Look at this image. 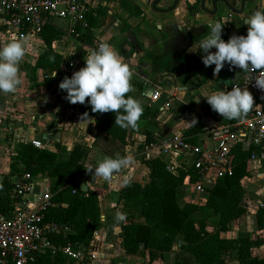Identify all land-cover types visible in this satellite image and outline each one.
I'll list each match as a JSON object with an SVG mask.
<instances>
[{"label":"trees","instance_id":"16d2710c","mask_svg":"<svg viewBox=\"0 0 264 264\" xmlns=\"http://www.w3.org/2000/svg\"><path fill=\"white\" fill-rule=\"evenodd\" d=\"M91 11L87 19L90 26L95 27L98 21L91 17ZM62 34L55 27L44 28L41 38L45 50L31 68V81L35 82L39 73L44 76L45 83L62 80L63 71L70 64L69 60L55 50L53 42ZM87 40L89 43L94 42L91 34ZM49 57L54 59L50 60ZM79 61L81 63L84 60ZM179 62L194 77L201 73L204 66L201 58L187 54ZM81 64L83 66L84 62ZM211 73L213 74L212 71ZM131 83L136 92L131 91L127 95L137 97L143 102V85L135 81ZM201 84V81H192L189 90L194 91ZM53 93L57 101L65 103L67 108L78 110L80 114L88 112L90 117L87 119L86 134L92 138L91 147H98L107 157L117 154L124 156L131 132L141 124L143 127L147 126L158 116V109L142 103L144 110L137 127L121 128L114 124L113 112L93 113L87 104V98L84 104L77 106L64 99L66 93L59 88L53 90ZM206 113L226 124L239 120L223 119L211 108ZM186 131L189 135L197 134L201 128L196 121ZM153 141L154 133L147 130L144 145ZM90 149L85 142L76 143L71 150L57 143L55 151L39 149L29 143H19L11 156L10 171L0 176V214L6 215L11 212L18 199L12 194L16 178L29 174L34 179L42 176L50 183L52 206L44 213L43 222L55 225L60 230L50 231L48 234L50 243L56 247L55 254L47 252L39 264H89L92 261V252L98 249L96 234L103 226L99 195L93 190H80L81 184L85 183L84 176L89 173L84 166ZM249 157L250 151H243L240 146L233 151L229 162L232 175L226 176L215 185L203 205L192 202L180 204L179 194L183 191L184 171L173 174L166 169L160 158L146 160L144 164L149 169V182L141 184L128 181L119 194V204L125 219L120 235L125 254L141 255L147 258L144 264H153L181 243L182 251L192 256L196 264H226L231 256L239 264H264V257L254 255V250L264 240L259 237L252 238L249 233H240L236 239L221 237V233L228 231L234 220L246 213V194L242 180L249 175ZM204 209L212 212V222L207 218H195ZM256 223L257 228L262 230L264 217L260 212H257ZM64 227L70 230L65 232ZM68 246L75 250H84L86 258L82 261L70 259L63 253V249ZM176 264L185 263L177 261Z\"/></svg>","mask_w":264,"mask_h":264},{"label":"crops","instance_id":"0c3cea01","mask_svg":"<svg viewBox=\"0 0 264 264\" xmlns=\"http://www.w3.org/2000/svg\"><path fill=\"white\" fill-rule=\"evenodd\" d=\"M85 1L92 10L91 17L97 18L98 21L96 22L98 25L92 27L93 41L110 43L125 61H131L134 73L132 81L143 85V93L150 92L157 85H163L167 92L178 96L177 109H184L183 117L176 114L175 107L162 117L159 121L161 123L159 131L154 130L153 133L187 130L194 124L191 122L194 118L197 121L199 110L207 114L206 110L210 108L203 96L230 85L220 81L219 73L213 76L211 71L214 65L204 66L201 73L194 77L184 68V64L179 62L185 54L201 58L203 53L198 49V42L207 35L206 27L209 21L223 16L230 19L223 26L221 35V38L227 41L226 36L229 38L233 34L246 35L248 26L243 24V20L251 11L260 9L261 6L248 2L242 15L224 11L220 13V17H216L201 11V0H180L177 5L174 0L163 1L157 8L169 10L166 14L153 9V0ZM211 1L207 0L206 3V8L210 10ZM236 8H241V1L236 2ZM5 27V21L0 18V41H7ZM131 34H135L137 40L133 46L128 42V36ZM62 42L68 49L73 47ZM25 67L24 61H21L22 86L13 94H0V176L10 171L11 156L17 144L33 139L42 140L48 134L50 136L48 150L51 151L56 150L57 143L68 150L78 142L87 143L91 149L86 165L95 167L96 159L102 160L103 157L99 148L91 147L92 138L86 134L88 121L80 120L81 114L78 110L69 109L65 103L57 101L53 91L44 86L32 87ZM228 75L226 72L224 76ZM194 80L201 81L202 84L196 90L190 91L189 84ZM183 88H187V91ZM75 104L79 106L81 103ZM16 116L22 120L15 121ZM142 129L143 126L135 128L131 133L135 134L137 130ZM132 147L133 145L128 143L125 150L127 156H132ZM84 180L88 190L96 191L99 195L103 223L102 229L96 234L99 249L92 252V261L89 264H144L147 258L141 255L128 256L122 249L120 235L125 219L119 204V194L128 181L148 183L149 175L142 183L136 178L135 167L131 163L128 168L108 180L91 177L90 172L84 176ZM47 191H50L49 181L39 176L34 179L30 199L34 200L39 194ZM251 204L252 206L246 204V213L234 220L228 231L221 233L222 238L236 239L240 233H249L252 238L259 237L264 240L261 230L257 228V212L253 198ZM205 211L210 210L199 211L195 218L197 220L206 218L203 216ZM180 245L181 243L170 253L164 254L163 259L153 264H176L177 261L196 264L194 258L182 251ZM254 255L264 257V243L254 250ZM230 264L239 263L232 261Z\"/></svg>","mask_w":264,"mask_h":264},{"label":"built area","instance_id":"2783aa9c","mask_svg":"<svg viewBox=\"0 0 264 264\" xmlns=\"http://www.w3.org/2000/svg\"><path fill=\"white\" fill-rule=\"evenodd\" d=\"M90 5L85 0H0V18L5 21L7 40L21 34H30L33 47L22 61L36 63L44 51L41 34L47 26L62 31L56 38L55 45L62 41L87 50L86 55L100 42L89 43L88 36L93 34L87 16ZM56 20L67 22L61 27ZM71 40V41H70ZM43 45H42V44ZM80 64L79 59L76 61ZM260 71H243L242 76L221 90H231L232 86L247 87L254 99V108L235 123H222L211 116L198 112L197 121L201 131L191 134L186 130L170 133H154V141L144 145L149 158H160L166 169L176 174L185 172L183 189L188 193L192 203L203 205L215 185L226 176L232 175L229 162L233 151L240 146L249 150L248 172L251 179L264 180V90L254 86L253 78ZM133 93L136 89L133 88ZM144 96L147 105L158 109L160 121L179 103L176 94L167 92L163 85H157ZM39 149H48L50 136L42 140L25 141ZM34 178L25 174L14 180L12 194L18 199L14 202L9 214H0V264H39L47 253L52 255L56 247L50 243V231H59L55 225L43 222L44 213L52 206L51 191L39 194L30 199ZM256 212L264 217V194L253 198ZM65 232L69 231L64 227ZM264 237V226L261 230ZM63 253L70 259L78 260L79 253L68 246Z\"/></svg>","mask_w":264,"mask_h":264},{"label":"clouds","instance_id":"9594fccd","mask_svg":"<svg viewBox=\"0 0 264 264\" xmlns=\"http://www.w3.org/2000/svg\"><path fill=\"white\" fill-rule=\"evenodd\" d=\"M228 21L230 19L227 16L209 21L207 35L198 42V49L203 53L202 63L205 67L214 65V77L225 64H228L230 71L233 68L242 72L259 70L260 75L253 78L254 86L264 90V9L251 11L243 20V24L248 26L246 35L233 34L225 41L221 35ZM32 47L30 34L0 41V94H13L22 86L21 61ZM213 48L215 51H211ZM83 59L84 65L73 71L70 77L65 76L58 84L59 90L66 93L64 99L69 103L84 104L87 98L93 113L113 112L115 125L121 128L137 127L144 108L141 99L127 95L133 90L131 61H125L115 47L107 42H100ZM149 94V91L143 93L145 96ZM203 97L213 111L227 120L242 118L255 106L247 87L234 85L231 90H213ZM89 117L85 111L80 120ZM191 122L195 124V118ZM131 163V156L117 154L105 157L95 167L85 165L84 169L91 173V177L108 180Z\"/></svg>","mask_w":264,"mask_h":264},{"label":"rangeland","instance_id":"374dc122","mask_svg":"<svg viewBox=\"0 0 264 264\" xmlns=\"http://www.w3.org/2000/svg\"><path fill=\"white\" fill-rule=\"evenodd\" d=\"M56 23L58 25H60L61 27H66L67 26V22L64 20H56ZM71 41V40H70ZM67 47L64 46L63 42L55 45V50L59 53L62 54L67 60H69V68H66L63 71V76L61 77V79H63L65 76H71L72 72L75 70H78L80 67H82V60H84L83 58H86V53L87 50H83L79 47H73L70 49H66ZM83 55V56H82ZM77 59H81V63L77 65L76 61ZM25 63V69L28 75V78L30 80L32 74H31V68L32 66H34V63H30L29 61L24 60ZM195 82H197V80H194ZM36 82V83H35ZM33 82L30 80V84L31 86H35L36 84L42 85L44 87L50 88L51 91L55 90L56 88H58V84L57 83H45L44 82V76L42 75V73L38 74V78L37 80ZM143 103H147L146 100H143ZM179 106L178 104H176V109L177 115H180L181 117H183L185 111L184 109H177ZM200 113H202V111L199 110ZM198 114V113H197ZM17 119H15V121H19L22 120L19 116H16ZM159 117L157 116L155 120H153L151 123H148L147 126L143 127L142 130H137L135 134L131 133L130 135V139L128 143H131L133 145L132 147V164L135 167V171H136V178L138 180H140L142 183L145 182L148 178L149 175V170L147 168V166L144 164V162L148 159H150L148 157V155L145 153V149H144V141L146 139V132L147 130L153 132L155 130V132L159 131L160 129V122L158 121ZM143 125L141 124L140 127H142ZM132 138H135L134 140ZM98 148V147H97ZM102 154V155H101ZM100 155L103 157V159L105 158L104 156H106L102 151H100ZM124 156H127L126 154ZM107 157V156H106ZM101 161V159H96V164ZM95 164V165H96ZM145 165V166H144ZM132 179V178H131ZM260 178L257 179H251V175L246 176L243 180H242V186L243 189L245 191L246 197L244 199V203L245 204H250V206H252L251 204V200L254 197H260L262 196V194H264V190L262 188H264V180H258ZM191 201V198L189 197L188 193L183 189V191L179 194V202L181 205H184L185 203H188ZM203 216H206V218L212 222L214 219V216L212 215L211 211H205L203 213ZM99 249V246H98ZM97 249V250H98ZM96 250V251H97ZM77 253H79L78 256V261H82L84 258H86V253L84 252V250H76ZM232 261H236L235 259H233V256H231L229 258V262L226 264H230Z\"/></svg>","mask_w":264,"mask_h":264},{"label":"water","instance_id":"95a60500","mask_svg":"<svg viewBox=\"0 0 264 264\" xmlns=\"http://www.w3.org/2000/svg\"><path fill=\"white\" fill-rule=\"evenodd\" d=\"M163 1L166 0H153L152 2V7L154 10H156L157 12H161V13H168L169 10H160L157 8V5H159L160 3H162ZM180 0H174L175 5L178 4ZM237 1H241V8L237 9L236 8V2ZM250 2V3H258L260 4V9H264V0H212L211 1V5H212V9H208L206 8V3L207 0H201L200 3V9L203 13L208 14L210 16H216V17H220V13L228 12L230 14L233 15H242L245 11V6L246 4ZM128 42L133 46L136 45L137 40H136V36L135 34H131L130 36H128ZM224 69L223 73H225L226 71L229 73L228 76H226L224 83L225 84H231V83H235L243 74V72L238 69V68H233V70H229V66L228 64H225L224 67L222 68ZM184 91H187V88H183ZM80 190L83 192H87L88 191V187L86 185V183L81 184L80 186Z\"/></svg>","mask_w":264,"mask_h":264},{"label":"flooded vegetation","instance_id":"af4514ba","mask_svg":"<svg viewBox=\"0 0 264 264\" xmlns=\"http://www.w3.org/2000/svg\"><path fill=\"white\" fill-rule=\"evenodd\" d=\"M197 3H198V1H197ZM196 6H198V5H196ZM203 67H204V66H203ZM209 67H210V66H209ZM223 71H224V69H221V70H220V72H219V74H218V77L220 78V81H221V82L223 81V83H224L225 78H226L224 75H225V73H226L227 71H226L225 73H223Z\"/></svg>","mask_w":264,"mask_h":264}]
</instances>
